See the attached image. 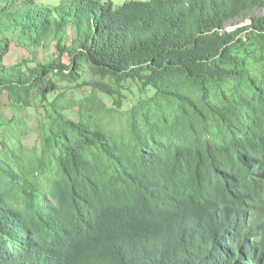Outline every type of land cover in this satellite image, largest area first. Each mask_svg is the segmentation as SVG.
Masks as SVG:
<instances>
[{
	"label": "trees",
	"instance_id": "1",
	"mask_svg": "<svg viewBox=\"0 0 264 264\" xmlns=\"http://www.w3.org/2000/svg\"><path fill=\"white\" fill-rule=\"evenodd\" d=\"M38 2L0 0V264H264V0Z\"/></svg>",
	"mask_w": 264,
	"mask_h": 264
},
{
	"label": "rangeland",
	"instance_id": "2",
	"mask_svg": "<svg viewBox=\"0 0 264 264\" xmlns=\"http://www.w3.org/2000/svg\"><path fill=\"white\" fill-rule=\"evenodd\" d=\"M72 0H40V2H38V4L47 6V7H58L60 5H69L71 3ZM102 3L104 2H111L113 6L118 7L121 6L123 3L125 2H131V1H139V2H148L150 0H99ZM263 13L262 11H258L256 14L260 15ZM242 21V20H241ZM248 20L246 21H242V22H238L237 26H241L244 24H248ZM230 25L227 27V29H230ZM74 38V31L73 30H68V36H66L65 38V44L66 46H70L72 40ZM54 51L53 48H51L50 50H46L43 53H38L36 54V58L37 60H43V56L45 58H51V54ZM4 63L7 66H21L22 70H24L26 67H33L35 62L34 60H32L31 54L29 52V50H27L25 47L22 46H18L15 43H11V47L10 50L8 52V54L6 55L5 59H4ZM64 63L67 64L68 63V59L67 57H65L64 59ZM92 81L94 79H91ZM6 104V99L2 96H0V122L2 121H6L7 117L9 116V113L7 111V109L4 107V105ZM32 135V134H31ZM31 135H29L31 137ZM27 141V140H26ZM34 141V137H31L30 139H28L27 142H31Z\"/></svg>",
	"mask_w": 264,
	"mask_h": 264
},
{
	"label": "clouds",
	"instance_id": "3",
	"mask_svg": "<svg viewBox=\"0 0 264 264\" xmlns=\"http://www.w3.org/2000/svg\"><path fill=\"white\" fill-rule=\"evenodd\" d=\"M249 22V21H248ZM234 27H230V29H227V30H232Z\"/></svg>",
	"mask_w": 264,
	"mask_h": 264
}]
</instances>
